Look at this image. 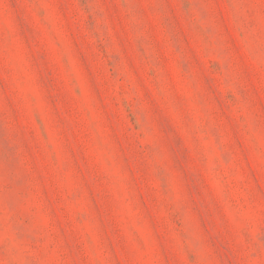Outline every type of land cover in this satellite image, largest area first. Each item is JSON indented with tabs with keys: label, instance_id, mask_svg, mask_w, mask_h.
<instances>
[{
	"label": "rangeland",
	"instance_id": "rangeland-1",
	"mask_svg": "<svg viewBox=\"0 0 264 264\" xmlns=\"http://www.w3.org/2000/svg\"><path fill=\"white\" fill-rule=\"evenodd\" d=\"M0 264H264V0H0Z\"/></svg>",
	"mask_w": 264,
	"mask_h": 264
}]
</instances>
